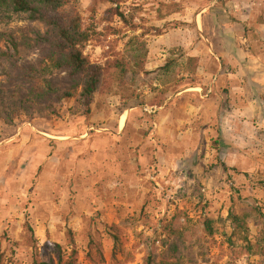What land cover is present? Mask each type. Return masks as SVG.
I'll return each mask as SVG.
<instances>
[{"label": "rangeland", "instance_id": "1", "mask_svg": "<svg viewBox=\"0 0 264 264\" xmlns=\"http://www.w3.org/2000/svg\"><path fill=\"white\" fill-rule=\"evenodd\" d=\"M73 6L95 27L84 52L92 62L122 54L133 39L146 43L147 71L175 47L198 66L167 86L159 108L160 87L139 84L97 94L88 115L69 100L58 117L0 120V264L55 263L46 243L75 248L88 264L90 238L105 264H143L150 251L160 254L168 229L183 232L187 245L201 240L198 264H264V0ZM43 31L24 20L0 26L19 42ZM19 57L38 58L23 47ZM206 219L215 243L208 252Z\"/></svg>", "mask_w": 264, "mask_h": 264}, {"label": "trees", "instance_id": "2", "mask_svg": "<svg viewBox=\"0 0 264 264\" xmlns=\"http://www.w3.org/2000/svg\"><path fill=\"white\" fill-rule=\"evenodd\" d=\"M75 0H0V26L24 20L38 23L44 31L34 32L33 37L22 42L12 36L1 34L4 50H0V120L12 123L18 118L58 117L64 102L73 100L83 111L90 113L95 96L112 93L115 88L154 83L160 87L152 106L161 107L166 88L184 80V75H194L198 59L187 57L182 48H171L166 53L164 64L154 71L145 69L146 43L129 39L122 54L111 55V59L98 64L85 54L87 46L95 41V27L84 25L82 17L74 8ZM102 3L106 0H93ZM110 16L126 23L125 17L113 9ZM117 34L116 30H112ZM37 53L35 64L21 61L20 48ZM126 109H122L124 111ZM247 231L246 229H244ZM108 236L114 247L120 248L118 255L124 256L120 232L117 227H108ZM167 236L160 244V254L150 251L143 264H198L196 251L202 248L201 240L196 246L187 245L183 232L166 230ZM206 252L215 243L214 229L206 219ZM246 239L244 238L243 241ZM196 251H195V250ZM45 252L52 254L42 260L34 257L32 264H79L75 248L64 251L54 243L44 245ZM88 264H105L101 245L90 238L85 256ZM113 264H122L114 259Z\"/></svg>", "mask_w": 264, "mask_h": 264}, {"label": "crops", "instance_id": "3", "mask_svg": "<svg viewBox=\"0 0 264 264\" xmlns=\"http://www.w3.org/2000/svg\"><path fill=\"white\" fill-rule=\"evenodd\" d=\"M163 109V108H162ZM120 124H121V122H120Z\"/></svg>", "mask_w": 264, "mask_h": 264}]
</instances>
